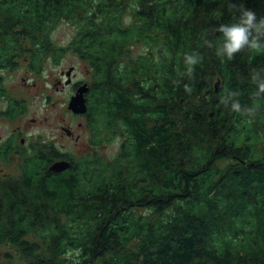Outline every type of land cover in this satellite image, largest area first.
Wrapping results in <instances>:
<instances>
[{"label":"trees","instance_id":"16d2710c","mask_svg":"<svg viewBox=\"0 0 264 264\" xmlns=\"http://www.w3.org/2000/svg\"><path fill=\"white\" fill-rule=\"evenodd\" d=\"M230 3L264 17V0H0V33L19 29L38 59L60 22L78 26L101 75L92 125L122 139L114 159L51 173L45 148L21 176H0V264H69L67 248L82 264H264V99L252 80L264 53L216 56L212 29L238 15ZM224 89L255 115L230 111L231 98L226 108ZM229 156L236 164L217 165Z\"/></svg>","mask_w":264,"mask_h":264},{"label":"flooded vegetation","instance_id":"af4514ba","mask_svg":"<svg viewBox=\"0 0 264 264\" xmlns=\"http://www.w3.org/2000/svg\"><path fill=\"white\" fill-rule=\"evenodd\" d=\"M0 29L5 30L7 26L0 27ZM16 31V35L0 33V39L2 38L4 41V43H0V123L7 125L12 121L16 125L8 136L2 137L0 135V154L5 156V158L11 156L34 157L45 148L54 149L55 156L53 161L48 165V169L57 161L64 160L70 163L68 169L58 174L73 170L75 161L79 158L90 156L94 160L93 158L98 156L99 159L103 158L107 160L104 154L105 147L111 141L105 140L106 133L104 131L100 132L101 137L99 136L92 125L93 118L91 115L93 108H91L90 94L91 92L94 94L95 88H99V86L97 87V81L101 75L99 74L96 80L94 68L88 60L86 50H80L78 48L79 42L72 40L67 50L60 49L56 51L57 45L53 42L51 46L53 48L47 51L44 50L41 59L37 57L39 52L34 50V53L31 51L30 56L26 60L25 48L28 47L29 50L32 41L25 42L23 33L19 29ZM13 36L17 38V41H14ZM67 54H71L76 62H71L74 60L72 59L70 61L71 64L60 67L57 73H51V76L55 75L53 82L55 90L60 93L66 90L69 91L64 104L60 106V108H63V113L60 114L62 116L56 115L55 120L58 122V125L55 126V129H52L51 125L48 124L49 118L46 116L45 121L42 123L51 128V133L53 134L50 135L48 133V135H43L41 133L35 134V132H29V130L38 125L37 118L24 121V117L26 118L30 108H35L36 105L28 104L24 90L27 88L31 92L34 87L35 89L37 88L38 80L34 79L32 74L39 75L40 78L49 59L55 67L61 66ZM82 63L85 64L84 67H81ZM20 69H26L27 74L22 77L20 82H10L9 75ZM83 87L87 88L83 93L87 111L85 113H78L71 109L70 102L74 96L81 93L80 90ZM47 97L51 98L50 95H47ZM55 106V104L48 105L50 108H56ZM26 131L29 134L25 135ZM55 131L59 132L56 137L54 136ZM118 137L116 136L114 139ZM58 139L68 140L72 142V145L66 144L63 141L61 146H58ZM120 151L121 148H117V151L111 155V158H117ZM1 170L3 169L1 168Z\"/></svg>","mask_w":264,"mask_h":264},{"label":"rangeland","instance_id":"374dc122","mask_svg":"<svg viewBox=\"0 0 264 264\" xmlns=\"http://www.w3.org/2000/svg\"><path fill=\"white\" fill-rule=\"evenodd\" d=\"M77 30L78 26L71 24L69 21H62L60 24L51 31V38L54 41L55 45H57V48L62 49H68V46L70 45V42L72 40L77 39ZM26 42H31L30 39H27ZM32 48V47H31ZM31 48L28 50V47L25 48L26 52V60L31 54ZM138 50H136L137 52ZM46 57V56H45ZM44 57V58H45ZM43 58V59H44ZM74 59L73 61H71ZM43 61V60H42ZM76 62L75 58L71 54H67L66 57L63 59L61 66H54L50 59L48 60L45 69L42 71L41 76L39 78V75L32 74L34 79L38 80V86L35 89V87L30 92L25 88L24 94L26 98L28 99V104L36 105V107L39 108H30L26 118L24 117V121L30 120L32 118H37L38 125L35 126L33 129L29 130V132H35V134L41 133L43 135L48 133L51 135V128L47 127L45 123H42L45 121V117L48 116L49 122L48 124L51 125L52 129H55V126L58 125V122L55 120L56 115H60L63 113V108H60L66 100V96L69 94V91L66 90L64 92H58L55 90L53 86V82L55 79V75L51 76V73H57L60 67L67 66L68 64H71V62ZM43 63V62H42ZM42 65V64H41ZM85 64L82 63L81 67H84ZM27 74L26 69H20L17 72H14L12 75H9V81L10 82H20L22 77ZM49 75V76H48ZM89 79H91L89 77ZM219 79H216L213 81V86L215 88V84L218 82ZM221 86V81H220ZM47 95H50L51 98H48ZM55 102V103H54ZM55 104L56 108H50L48 105ZM58 115V116H59ZM62 115H60L61 117ZM15 123L10 121L7 125H4L3 123H0V135L2 137L8 136L9 133L12 132L13 128L15 127ZM29 132L26 131V134H29ZM54 136L56 137L59 132H54ZM116 136L114 135L111 141V143L105 147L104 154L106 155L107 160L112 159L111 155L114 154L117 151V148H121V137H118L117 139H114ZM40 141V140H39ZM65 141L66 144L72 145V142L68 140H62L58 139L57 143L58 146H61L62 142ZM86 141V139H84ZM108 141V140H106ZM25 156H16V157H9L5 158L0 154V176L1 177H7L9 175L12 176H21L22 173V164L24 162ZM236 164V162L233 161L231 156L227 158H223L217 162V165L221 167H225L227 165H233ZM1 168L3 170H1ZM3 252H0V254Z\"/></svg>","mask_w":264,"mask_h":264},{"label":"clouds","instance_id":"9594fccd","mask_svg":"<svg viewBox=\"0 0 264 264\" xmlns=\"http://www.w3.org/2000/svg\"><path fill=\"white\" fill-rule=\"evenodd\" d=\"M229 8L233 9L238 15L232 23H222L218 27L212 29L213 33H219V41L215 46V54L221 60L231 61L235 56L242 52L264 53V17L258 18L256 11L246 8L243 3L239 5L230 3ZM207 47H213V42L205 40ZM202 62L199 54H185L184 63L186 65V75L191 78L193 76L195 66ZM252 80L257 86L254 93L256 99H264V75L260 72H253ZM185 91L191 92V88L185 85ZM240 93L238 91H230L224 89L221 95V103L228 107V99L231 98L230 111L240 116L252 117L256 113L255 107H243L238 99ZM250 122V121H248ZM82 249L67 248L63 259L69 261V264H82Z\"/></svg>","mask_w":264,"mask_h":264},{"label":"water","instance_id":"95a60500","mask_svg":"<svg viewBox=\"0 0 264 264\" xmlns=\"http://www.w3.org/2000/svg\"><path fill=\"white\" fill-rule=\"evenodd\" d=\"M220 87V80L215 84V90L218 91ZM87 90L86 87H83L80 90V94L74 96L70 102V107L73 109L75 112L78 113H85L87 111V105L85 103V98L83 96V93ZM70 167V163L68 161H57L51 165L49 168L50 171L53 172H62L65 171Z\"/></svg>","mask_w":264,"mask_h":264}]
</instances>
